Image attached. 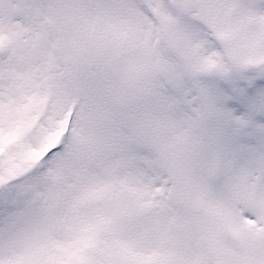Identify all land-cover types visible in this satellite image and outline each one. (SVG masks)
Listing matches in <instances>:
<instances>
[{"label": "snow or ice", "instance_id": "obj_1", "mask_svg": "<svg viewBox=\"0 0 264 264\" xmlns=\"http://www.w3.org/2000/svg\"><path fill=\"white\" fill-rule=\"evenodd\" d=\"M0 264H264V0H0Z\"/></svg>", "mask_w": 264, "mask_h": 264}]
</instances>
